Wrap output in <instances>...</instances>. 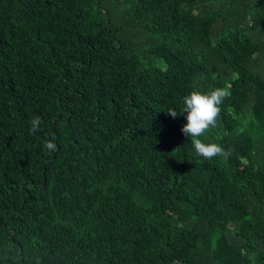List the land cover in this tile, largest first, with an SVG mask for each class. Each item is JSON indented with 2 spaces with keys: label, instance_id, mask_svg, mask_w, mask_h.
<instances>
[{
  "label": "trees",
  "instance_id": "1",
  "mask_svg": "<svg viewBox=\"0 0 264 264\" xmlns=\"http://www.w3.org/2000/svg\"><path fill=\"white\" fill-rule=\"evenodd\" d=\"M0 264H264V0H0Z\"/></svg>",
  "mask_w": 264,
  "mask_h": 264
},
{
  "label": "clouds",
  "instance_id": "2",
  "mask_svg": "<svg viewBox=\"0 0 264 264\" xmlns=\"http://www.w3.org/2000/svg\"><path fill=\"white\" fill-rule=\"evenodd\" d=\"M228 92L223 88H213L207 93H202L198 89H194L182 98V107L177 112L175 109H170L167 113L175 118L177 116H184L187 121L181 128V132L191 138V143L194 147L195 154L203 157L205 160H211L216 156H223L227 158L231 155L230 150L217 143H205L200 139L202 134L210 128L217 126V121L220 114V105L223 104L227 98ZM186 113V115H184ZM41 123L40 117H33L30 119L31 133L39 130ZM52 139H46L43 148L46 151H55L57 148Z\"/></svg>",
  "mask_w": 264,
  "mask_h": 264
}]
</instances>
